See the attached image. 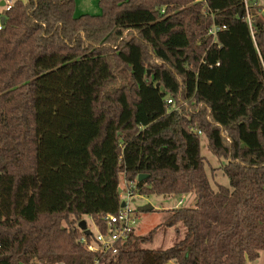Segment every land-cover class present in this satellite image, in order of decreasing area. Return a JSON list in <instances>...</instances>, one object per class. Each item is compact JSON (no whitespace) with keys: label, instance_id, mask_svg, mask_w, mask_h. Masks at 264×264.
I'll use <instances>...</instances> for the list:
<instances>
[{"label":"trees","instance_id":"obj_1","mask_svg":"<svg viewBox=\"0 0 264 264\" xmlns=\"http://www.w3.org/2000/svg\"><path fill=\"white\" fill-rule=\"evenodd\" d=\"M100 5L76 15V0H13L2 13L0 264L255 263L264 251L263 7L250 5L249 23L244 0ZM213 23L225 26L215 36ZM201 134L227 159L229 186L210 183ZM122 176L133 195L194 192L195 205L169 209L166 222H182L185 238L141 248L158 225L116 252L88 250L80 221L106 231Z\"/></svg>","mask_w":264,"mask_h":264},{"label":"rangeland","instance_id":"obj_2","mask_svg":"<svg viewBox=\"0 0 264 264\" xmlns=\"http://www.w3.org/2000/svg\"><path fill=\"white\" fill-rule=\"evenodd\" d=\"M252 5L257 3L263 7L264 10V0H248ZM2 10L3 7H0ZM100 0H76L75 14H100L101 13ZM4 11V9H3ZM264 14V11H263ZM2 16V14H0ZM171 107H179L180 104H175ZM201 150L202 154L205 156V171L208 175L210 183L216 188L218 184L230 185L227 175L224 173V165L227 162L225 157L215 155L212 150H210L208 145V138L206 135L201 134L200 136ZM120 187L126 190L124 176L120 178ZM125 193V192H124ZM125 197V196H124ZM122 198V201L125 198ZM182 199L183 203L178 204L179 200ZM195 193L189 192L184 195L167 194V195H157L151 194L150 196L143 195H133L129 199V204L135 209L137 214V224H136V235L145 236L152 228L159 225L156 229L151 241L140 242L139 246L141 248L151 249H167L173 246L177 242L185 238L186 227L182 222L177 226H167L169 209L184 206H194L195 205ZM152 204L154 208L148 212L142 211L141 207ZM178 204V205H177ZM84 219L88 222V228L96 232V225L92 221L91 217L85 215ZM248 264H264V251L261 252L260 257L255 263Z\"/></svg>","mask_w":264,"mask_h":264},{"label":"built area","instance_id":"obj_3","mask_svg":"<svg viewBox=\"0 0 264 264\" xmlns=\"http://www.w3.org/2000/svg\"><path fill=\"white\" fill-rule=\"evenodd\" d=\"M245 9L247 11V20L251 22V14L249 11L250 3L248 0H244ZM12 5V1H6L3 5L4 11L10 9ZM202 12L205 15H208L210 12L208 11L207 5H204ZM214 13L212 14V17ZM3 23L0 21V29H2ZM225 26H220L217 23H213L212 26L209 28V34L215 36L218 31L224 29ZM219 64V63H218ZM168 103L173 105L174 99L167 96L166 97ZM178 109L179 107H175ZM200 133V131H199ZM126 190L122 189L121 198H125V206H121L119 211L116 214H108L105 217V221L107 223L106 231L100 230L96 226V232L91 231L89 234V238L85 235H82L81 241L86 245L87 249L93 252H106L109 250H113L114 252L117 251L118 244L126 243L130 239V235L136 229L137 224V214L135 209L129 204V199L133 196V188L134 183H127L125 180ZM125 192V193H124Z\"/></svg>","mask_w":264,"mask_h":264},{"label":"water","instance_id":"obj_4","mask_svg":"<svg viewBox=\"0 0 264 264\" xmlns=\"http://www.w3.org/2000/svg\"><path fill=\"white\" fill-rule=\"evenodd\" d=\"M0 21H1V23H4L6 21V18L2 15V16H0ZM158 86H159V84H158ZM147 176H148L147 174H140L138 176V180H142V179L146 178ZM120 191L122 192V188L120 189ZM121 206H125L124 201H121ZM153 208H154V206L152 204H149V205L141 207V210L148 212V211L152 210ZM80 222L81 223L79 224V228L81 230H83L85 232V234H88V235L91 234V230L88 228V222H86L85 219H82ZM40 264H42V263H40ZM169 264H173V263L170 262Z\"/></svg>","mask_w":264,"mask_h":264},{"label":"crops","instance_id":"obj_5","mask_svg":"<svg viewBox=\"0 0 264 264\" xmlns=\"http://www.w3.org/2000/svg\"><path fill=\"white\" fill-rule=\"evenodd\" d=\"M6 1H12V2H13V0H0V7H3V4H4ZM2 13H3V9H2V10L0 9V14H2ZM182 201H183V200L180 199V200L178 201V202H179L178 204L183 203ZM178 204H177V205H178ZM169 214H170V212L168 213V215H169ZM135 234H136V229H135Z\"/></svg>","mask_w":264,"mask_h":264}]
</instances>
